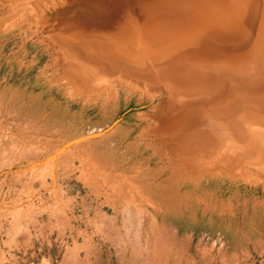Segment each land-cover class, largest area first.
Segmentation results:
<instances>
[{
	"label": "bare ground",
	"instance_id": "obj_1",
	"mask_svg": "<svg viewBox=\"0 0 264 264\" xmlns=\"http://www.w3.org/2000/svg\"><path fill=\"white\" fill-rule=\"evenodd\" d=\"M10 41L18 49L8 54ZM31 41L48 57L42 84L107 120L43 162L53 175L70 151L91 201L103 195L95 207L106 221L140 199L157 228L184 207L237 218L242 230L241 211L264 208V0H0V61L22 68ZM127 108L136 112L115 126ZM115 166L142 171L114 179ZM167 183H214L253 201L185 199Z\"/></svg>",
	"mask_w": 264,
	"mask_h": 264
},
{
	"label": "rangeland",
	"instance_id": "obj_2",
	"mask_svg": "<svg viewBox=\"0 0 264 264\" xmlns=\"http://www.w3.org/2000/svg\"><path fill=\"white\" fill-rule=\"evenodd\" d=\"M14 43L6 53L17 51ZM25 52L22 68L9 57L0 61V264H264V208L241 211L242 230L237 218L209 219L200 209L189 216L184 207L157 228L152 217L142 215L140 199L134 203L137 211L123 213L121 221L105 207L101 212L107 210L111 220L106 221L96 209L103 195L91 201L82 166L77 160L73 164L70 151L58 158L52 175L44 160L107 120L97 107L69 102L61 91L42 84L38 71L48 57L37 41ZM134 112L122 109L115 126ZM97 156L105 162L101 149ZM113 171L118 179L142 170L115 166ZM166 187L191 200L253 201L251 193L234 188L224 193L214 183ZM155 190L150 198L157 197ZM251 221L255 231L249 230Z\"/></svg>",
	"mask_w": 264,
	"mask_h": 264
}]
</instances>
